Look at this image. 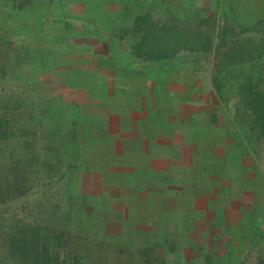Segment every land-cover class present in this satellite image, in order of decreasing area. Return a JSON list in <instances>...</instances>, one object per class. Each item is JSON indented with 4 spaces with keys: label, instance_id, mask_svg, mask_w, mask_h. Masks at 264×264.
<instances>
[{
    "label": "rangeland",
    "instance_id": "374dc122",
    "mask_svg": "<svg viewBox=\"0 0 264 264\" xmlns=\"http://www.w3.org/2000/svg\"><path fill=\"white\" fill-rule=\"evenodd\" d=\"M21 1L0 0V166L26 168L0 238L27 227L48 264H264V55L215 73L136 57L127 30L249 25L264 0Z\"/></svg>",
    "mask_w": 264,
    "mask_h": 264
},
{
    "label": "trees",
    "instance_id": "16d2710c",
    "mask_svg": "<svg viewBox=\"0 0 264 264\" xmlns=\"http://www.w3.org/2000/svg\"><path fill=\"white\" fill-rule=\"evenodd\" d=\"M27 2V1H26ZM25 0L21 1L24 4ZM216 18H200L193 28L178 22L165 23L155 19L151 13L137 14L131 27L127 30L137 35V39L130 47L131 53L136 57L148 60H165L172 58L180 51L195 53H213L215 73H220L230 65L253 60L264 55V17L249 25L234 26L228 20L217 25ZM260 98L258 97L259 102ZM2 117V116H1ZM3 120H0V136L6 137ZM39 155H32L28 159L38 160ZM20 162L19 158H16ZM16 161V162H17ZM16 162L9 167L0 166V202L4 203L13 191L20 192V182L26 181L25 161L17 162L22 170L16 172L15 178H10L9 172L16 170ZM40 164V163H39ZM38 164V165H39ZM4 165V163H2ZM39 170V169H38ZM1 225V223H0ZM18 224H10L5 230L4 238L0 245L3 250L4 243L10 241V255H13L16 264H48L46 260L49 247L45 243L32 242L27 238L25 228L16 229ZM2 226V225H1ZM0 226V227H1ZM3 227V226H2ZM61 235H54V240H59ZM51 245L54 247V241ZM36 253L40 257H36ZM6 260H1L4 264Z\"/></svg>",
    "mask_w": 264,
    "mask_h": 264
}]
</instances>
